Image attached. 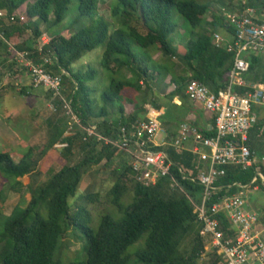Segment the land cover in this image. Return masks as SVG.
<instances>
[{
  "label": "trees",
  "instance_id": "1",
  "mask_svg": "<svg viewBox=\"0 0 264 264\" xmlns=\"http://www.w3.org/2000/svg\"><path fill=\"white\" fill-rule=\"evenodd\" d=\"M71 1L0 0V9L6 11V15L0 17V47L9 43L16 51L27 52L35 63H43L53 74L61 75V95L69 101L83 126L97 122L101 133L112 134L119 126H129L140 120L139 114L146 113L144 104L149 93H153L154 84L169 75L175 89L165 96L167 101L160 121L167 131L166 139L170 140L175 135L173 128L183 122L181 108L185 106L184 89L189 79L202 82L213 92L228 85L234 52L226 49L229 40L223 37L224 40L216 45L212 34L223 28L231 37L232 30L221 13L211 14L212 18L206 20L210 4L198 0H115L106 18L99 12V3L109 0H78L75 9L78 16L89 17L94 23L90 27L69 26L68 36L48 31L65 18ZM22 5L25 9L16 13ZM221 5L230 10L234 6L237 9L243 6L240 0H224ZM245 6L253 7L259 15L264 13V0H246ZM173 10L192 28H199L192 32L190 39L178 45L169 39L175 28L171 20ZM43 32L51 38L39 50V37ZM133 44L142 47L144 52L137 53ZM98 45L103 46L100 65L112 77L100 94L103 105L97 109L91 97L97 87L89 83L95 78L96 69L91 65L75 69L73 64ZM155 55L162 57L157 59ZM44 57L50 58L51 63L44 62ZM173 58L182 62V68L177 72L172 70L177 64ZM245 58L248 61L244 74L246 82L264 84V56L250 52ZM115 74L122 78H115ZM128 89L136 93L137 98H133L132 92L126 91ZM232 89L244 95L251 87L233 85ZM20 93L24 94L25 90ZM176 95L181 99L180 105L172 101ZM48 96H51L50 92ZM153 98L151 105L160 108L159 99ZM116 100L121 103L115 105ZM53 103L56 109L46 120L51 134L42 149L28 147L17 161L9 151L0 152V171L8 177L12 188L24 187L19 180L23 175L33 178L26 186L30 190L27 203L15 206L7 216L0 212V264H196L204 239L199 234L200 225L189 197L194 202L199 200L202 187L197 183L177 175L178 186L175 188L169 186L168 176L146 186L130 178L129 168L124 163L120 172L113 170L114 181L105 194L108 202L121 211L118 219L104 213L97 228L91 227L93 217L88 203L98 200L97 191L84 193L71 208L69 198L74 197L83 175L103 160L109 165L117 149L100 145L94 138L83 140L84 133L77 126L74 136L64 137L67 120L63 117L62 99L56 97ZM210 117L213 125V117ZM199 130L206 136L213 135V128ZM249 136L248 144L253 150L260 144V136L264 137V119L257 121ZM59 140L68 142L60 149L66 163L43 182L36 183L40 175L37 167L40 158ZM76 149L80 158L70 163ZM166 150L175 164L195 174L197 167L190 152L175 151L172 147ZM256 167L264 175V162L245 169L237 165L226 166L216 182L223 186L216 195L239 193L243 191L240 185H252ZM128 191L133 193L131 201L122 207L120 201ZM219 216L221 229L233 237L229 222L223 215ZM258 221L264 224V204ZM71 228L85 237L81 236L85 239V258L63 263L61 257L55 259L54 256ZM189 232L193 233L189 249L182 250L181 244ZM143 237L141 247L133 254L126 253L131 244ZM216 261L211 258L209 264Z\"/></svg>",
  "mask_w": 264,
  "mask_h": 264
},
{
  "label": "built area",
  "instance_id": "2",
  "mask_svg": "<svg viewBox=\"0 0 264 264\" xmlns=\"http://www.w3.org/2000/svg\"><path fill=\"white\" fill-rule=\"evenodd\" d=\"M240 1L243 5L240 9L221 8V15L232 30L231 38L226 42L227 51L234 52L228 85L213 92L202 82L191 78L184 89L191 101L201 105L213 117L211 136H206L194 123L182 122L176 136L156 142L163 110L152 105H145L143 118L129 126H119L112 134L101 133L97 122L83 126L69 101L61 95V75L53 74L43 63H35L27 56V52L15 51L22 70L30 77L31 85L46 89L53 100L56 97L62 99V108L68 117L64 137L74 136L77 126L84 133L83 140L94 138L100 145L116 148L117 153L125 157L124 163L129 168L130 178L140 184L153 185L161 177L168 176L169 186L175 188L178 186L176 176L179 175L202 187L197 202L189 199L200 225L199 234L204 239L199 258L207 261L216 258L214 264H264V238L259 228V213L247 208L248 200L243 194L247 188L260 189L264 193L263 173L256 167L250 182L252 185H240L243 191L239 193L216 195L223 187L216 182L224 174L226 166L237 165L245 169L262 163L264 159H256L248 144L250 131L260 120L256 109L264 110V84H249L244 78L248 69L246 54L253 52L264 56V20L258 17L253 7L245 6L246 0ZM5 15L6 11L0 9V17ZM212 37L216 45L224 40L218 32H214ZM50 38L46 32L41 34L39 50ZM43 60L51 63L48 57ZM233 85H249L251 90L240 95L232 89ZM174 89L175 84L171 83L169 90ZM50 107L55 111L54 103H50ZM189 141L192 146L187 149L184 146ZM67 145L65 140L53 144L60 149ZM167 147L175 151H190L197 167L195 174L175 164ZM219 215L229 222L233 237L221 229Z\"/></svg>",
  "mask_w": 264,
  "mask_h": 264
},
{
  "label": "rangeland",
  "instance_id": "3",
  "mask_svg": "<svg viewBox=\"0 0 264 264\" xmlns=\"http://www.w3.org/2000/svg\"><path fill=\"white\" fill-rule=\"evenodd\" d=\"M207 1L210 2V0H200L199 2ZM77 3L78 0H72L68 5L65 18L60 23L48 28V31L51 33L61 32L62 34L68 36L69 26L80 27L81 25H85L90 27L94 21L91 22L89 17L78 16L77 11L75 10L77 8ZM210 3L216 7L215 2L212 1ZM114 4L115 0L100 2L99 12L108 18L107 14L109 13V7L113 6ZM24 9L25 5H22L21 9L17 10L16 13L22 12ZM171 20L175 24V28L174 31L169 35V39L174 45H178L179 43L182 44L183 42L187 41L192 37V32H197L199 29L192 28L175 10H173L171 13ZM114 22H117L116 18H114ZM217 32L221 36L227 37L223 28L218 29ZM133 48L139 54L144 52L143 48L138 45L133 44ZM102 51L103 46L98 45L94 49L84 53L73 64L75 69H84L87 67V65H91L96 69L95 78L89 83L91 85L94 84L97 87V90L91 93V97L94 98V106H96L97 109L103 105L100 94L102 90L109 85V80L112 77L111 73L100 65ZM13 70V67L6 66V64H0V91L1 89L4 91V93H2L0 96V152L9 151L13 155L14 160L17 161L28 147L33 146L35 149L39 150L47 144L51 134V129L48 127L46 120L52 115V113H54V111H52V108L50 107V103H53V99H51V96L47 97L48 91L46 89L42 87H28V90L32 93L31 95L25 96L20 94L19 82L16 81L15 83H12V79H10V71ZM172 70L174 71V69ZM114 77L117 79L122 78L120 74H115ZM167 80L170 81L169 75L165 78V81ZM160 83L161 81H158L154 84V86L157 87V85ZM154 86L153 93H149L147 96L146 104L148 103L150 106L152 104L151 99H154L153 96H156L157 99H164L163 96H159L155 92ZM41 89H43V92L37 94L36 92ZM126 91L132 92L131 89ZM132 97H136V93L134 94L132 92ZM118 103L121 102L116 100L114 104L117 105ZM126 107L129 108L130 106L127 105ZM262 110L263 109H261V111ZM63 117L68 120L66 113L63 114ZM263 117L264 114L262 115V118ZM166 136V131L162 125L155 137V141L160 143ZM259 140L260 144L257 149L259 154L263 155L264 157V137L260 136ZM79 158L80 153L76 149L71 160L69 159V162L73 163ZM124 160V155L118 152L109 165L105 164L103 160L99 164L92 166L83 175L74 197L69 198L70 206L71 208H74L75 203L80 201L79 198L84 193L89 192L90 190L98 192V200L88 203V208L91 211L93 217L91 227L94 230L99 224L101 214H110L115 219H118L122 215L117 206H114L108 202L105 194L113 184V170L120 172L122 165L124 164ZM66 161V158L60 154V148H56L54 146L48 148L46 153L40 158L38 162L37 167L40 171V175L37 176L36 183L43 182L51 172L59 170L66 163ZM19 180H21V182L24 184V187L19 188V190H17V188H12L10 186L11 184L8 177L0 171V212L2 213V216L9 215L15 206H24L29 199L30 190L26 186L30 181L32 182L33 178H30V176L26 174L20 177ZM128 183L131 184V182ZM132 194V191H128L121 199L120 204L122 207L126 206L131 201ZM243 194L247 197V200L252 203L251 207L255 206V208H260L263 206L264 193L260 189L252 190L251 188H247L243 191ZM260 229L262 233L264 229ZM72 230H68L66 232L65 236L62 238V245L55 252L54 258L56 259L57 257H61V261L63 263H66L69 259L75 260L77 258L76 260H79L81 258H85V237L76 230ZM192 234V232H189L185 236L184 241L181 244L182 250L189 249ZM262 237L264 238L263 233ZM143 243L144 237L131 244L127 248L126 253L133 254L137 248L143 245ZM131 258H134L133 255ZM196 264H209V261L198 259Z\"/></svg>",
  "mask_w": 264,
  "mask_h": 264
},
{
  "label": "crops",
  "instance_id": "4",
  "mask_svg": "<svg viewBox=\"0 0 264 264\" xmlns=\"http://www.w3.org/2000/svg\"><path fill=\"white\" fill-rule=\"evenodd\" d=\"M198 1H200V0H198ZM212 1L216 3V7L213 4L210 3ZM222 1H224V0H210V2H208V1L207 2H203V3H208V4L211 5L210 8L207 11L206 20H210L212 18V15H220L221 8L223 7L221 5ZM233 8L235 9V8H237V6H234ZM256 14L258 15L259 18L261 17L264 20V13L262 15L261 14L259 15V13L256 12ZM226 36L227 37L224 36V38L227 39V40H230L231 37L228 34ZM14 51H16V50L9 43L2 45L0 47V64H4V65L6 64V66L13 67L14 70L10 71V74H11V78L10 79H12V83H15L16 81L19 82V84H20L19 93H20V90H25L24 94L23 93H20V94L25 95V96H29L32 93L28 90V87H33V86L31 85L30 77L27 74H25V72L22 70L23 68H22L21 64L17 61V58H16L17 56L15 54H13ZM161 57L162 56H160V55H155L154 56V58H157V59H160ZM173 59H176V58H173ZM176 63L177 64L174 67V71L175 72L181 70V68H182V62L179 59H176ZM167 81L164 80L160 84H158L157 87L154 86L155 92L159 96H163L164 97L163 100L158 98L159 99V103L162 104L159 109L163 110V112L165 110V107L163 105L167 101L165 96L170 91L169 89H170L171 83H173L171 81H168V82ZM0 88H1V82H0ZM42 92H43V89L39 90L36 93L38 94V93H42ZM2 93H4V91H2V89H1L0 96H1ZM47 97H48V94H47ZM172 101L175 102L177 105H180V103H181V99L179 98L178 95L174 96ZM183 102L185 104L184 108L183 107L181 108V110H182L181 114H182L183 122L194 123L196 126H198V128H204V129L205 128H211V124H212L210 122L211 114L209 112L203 110L201 105L197 104L196 102L191 101L188 97L185 98L183 100ZM145 105H149V104L145 103L144 104V108H145ZM263 112H264V110L261 111V109H256V113L258 114L260 120L264 119V117L262 118V115L264 114ZM139 115H140L139 116L140 118H143L145 114L143 113L142 115L141 114H139ZM180 124L175 127L176 129L173 128L175 130V135L174 136L177 135L178 128H179ZM161 127H162V124H161ZM164 130L166 131L165 128H164ZM166 134H167V131H166ZM166 138H167V136L164 139L166 140ZM191 146H192V143L189 141V142H187L185 144L184 147L189 149ZM258 146H259V144L257 146H255L254 149H253L256 159L263 157V155L259 154V152H258V149H257ZM185 151H188V150H185ZM188 152H190V151H188ZM257 155H258V157H257ZM259 155H260V157H259ZM251 204L252 203H250L248 201L247 208L251 209V210H254L257 213H259L260 208H262V207H260V208H258V207L255 208V206L251 207ZM259 228L264 229V224L259 223ZM262 233H263V236H264V231H262Z\"/></svg>",
  "mask_w": 264,
  "mask_h": 264
}]
</instances>
